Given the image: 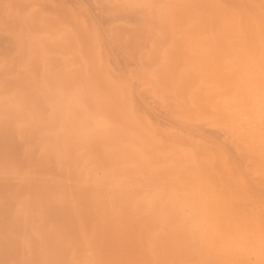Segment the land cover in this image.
Instances as JSON below:
<instances>
[{"label": "bare ground", "instance_id": "1", "mask_svg": "<svg viewBox=\"0 0 264 264\" xmlns=\"http://www.w3.org/2000/svg\"><path fill=\"white\" fill-rule=\"evenodd\" d=\"M0 264H264V0H0Z\"/></svg>", "mask_w": 264, "mask_h": 264}]
</instances>
